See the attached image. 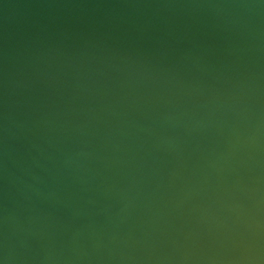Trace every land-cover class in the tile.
Wrapping results in <instances>:
<instances>
[{"label": "water", "instance_id": "1", "mask_svg": "<svg viewBox=\"0 0 264 264\" xmlns=\"http://www.w3.org/2000/svg\"><path fill=\"white\" fill-rule=\"evenodd\" d=\"M0 264H264V0H0Z\"/></svg>", "mask_w": 264, "mask_h": 264}]
</instances>
